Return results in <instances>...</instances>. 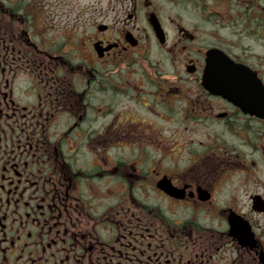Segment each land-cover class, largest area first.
Returning a JSON list of instances; mask_svg holds the SVG:
<instances>
[{"label":"flooded vegetation","instance_id":"flooded-vegetation-1","mask_svg":"<svg viewBox=\"0 0 264 264\" xmlns=\"http://www.w3.org/2000/svg\"><path fill=\"white\" fill-rule=\"evenodd\" d=\"M119 1L0 0V264H264V117L203 86L190 0Z\"/></svg>","mask_w":264,"mask_h":264},{"label":"water","instance_id":"water-1","mask_svg":"<svg viewBox=\"0 0 264 264\" xmlns=\"http://www.w3.org/2000/svg\"><path fill=\"white\" fill-rule=\"evenodd\" d=\"M150 23L153 27H158L156 19L150 20ZM205 56L203 86H211L213 92L235 104L250 105L252 112L264 117V89L255 74L244 66L234 65L218 49L207 51ZM249 91L255 94L246 97L245 93Z\"/></svg>","mask_w":264,"mask_h":264},{"label":"rangeland","instance_id":"rangeland-1","mask_svg":"<svg viewBox=\"0 0 264 264\" xmlns=\"http://www.w3.org/2000/svg\"><path fill=\"white\" fill-rule=\"evenodd\" d=\"M147 1V0H144ZM154 1V0H153ZM157 1H154V3H152L153 5L156 4ZM129 2L127 0H121L118 2V4L116 3H109V7H114L115 10L114 12H110V26H112L113 29H120L121 26V20L120 18H118L119 20H115L113 19L114 16L112 14H119L121 13V10L128 6ZM167 20L170 22L175 23L176 21L174 19H177L184 23L185 26L188 27V24H190L191 26L196 27L197 30L196 32L191 30L193 34L199 36V39L204 40L205 44H209V45H217L218 47H220V49L232 56H240V53L243 51H249V53L251 55H253V61H255V56L256 57H264V49L261 45V43L258 41L256 42L254 39H251L249 37L246 36L245 37H241L238 36V31H237V27L233 26V27H221L223 26L222 24L225 22H221L222 24H211L208 25L205 22H200L198 20L197 15L195 14H189L188 16H177L173 17V16H166ZM220 22V20H218ZM139 23V21H138ZM200 25V26H199ZM212 26V27H211ZM139 27V25H138ZM203 37V38H201ZM201 40V41H202ZM264 59V58H261ZM259 60V59H257Z\"/></svg>","mask_w":264,"mask_h":264},{"label":"trees","instance_id":"trees-1","mask_svg":"<svg viewBox=\"0 0 264 264\" xmlns=\"http://www.w3.org/2000/svg\"><path fill=\"white\" fill-rule=\"evenodd\" d=\"M194 6V8H198L199 13H196L198 20L200 22H205L208 23V25L211 24H222L221 21L219 22L218 20H221L219 17L221 15V13H219L218 11H214L212 9V7L216 4L217 0H190ZM254 2V0H253ZM204 7H208L206 10ZM211 10V11H209ZM260 9H256L254 12L256 15L254 14H250L248 13V10H241L242 12V18L239 20L240 21V25L242 27H238L236 25H234L235 27H238L240 29L243 30H247L246 34L247 37L251 38L254 37L257 42L259 41L264 49V20L261 18L262 16H264V14H260L259 11ZM239 11H228L226 10L225 13L233 16L235 13H237ZM223 27H233L231 22L228 24H222ZM212 27V26H211ZM263 38V39H262Z\"/></svg>","mask_w":264,"mask_h":264}]
</instances>
